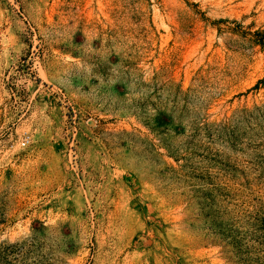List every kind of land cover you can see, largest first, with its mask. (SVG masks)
<instances>
[{
	"label": "rangeland",
	"instance_id": "obj_1",
	"mask_svg": "<svg viewBox=\"0 0 264 264\" xmlns=\"http://www.w3.org/2000/svg\"><path fill=\"white\" fill-rule=\"evenodd\" d=\"M9 264H264V0H0Z\"/></svg>",
	"mask_w": 264,
	"mask_h": 264
},
{
	"label": "trees",
	"instance_id": "obj_2",
	"mask_svg": "<svg viewBox=\"0 0 264 264\" xmlns=\"http://www.w3.org/2000/svg\"><path fill=\"white\" fill-rule=\"evenodd\" d=\"M2 223H3V222H0V225H1ZM7 257H8V254L5 253L4 248H1V249H0V264H9V261L7 260Z\"/></svg>",
	"mask_w": 264,
	"mask_h": 264
}]
</instances>
